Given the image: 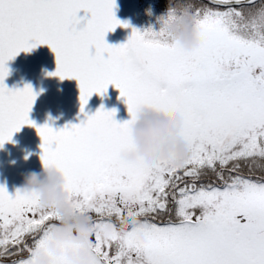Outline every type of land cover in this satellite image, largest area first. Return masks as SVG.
<instances>
[{"label":"snow or ice","instance_id":"6c2138e0","mask_svg":"<svg viewBox=\"0 0 264 264\" xmlns=\"http://www.w3.org/2000/svg\"><path fill=\"white\" fill-rule=\"evenodd\" d=\"M212 4L221 6L196 4L204 35L195 42L133 27L111 44L105 33L127 26L115 0H0V146L22 125L36 127L43 165L61 172L69 203L97 224L96 255L79 264H264V175L252 171L264 169V0ZM37 44L55 53L48 75L78 81L79 122L36 124L29 111L38 93L4 82L6 62ZM109 84L128 119L103 105L85 111ZM149 100L183 113L190 154L182 163L125 150L139 139L128 126ZM129 208L138 221L124 219ZM59 218L34 194L0 184V255L23 253L0 264H30Z\"/></svg>","mask_w":264,"mask_h":264},{"label":"clouds","instance_id":"9594fccd","mask_svg":"<svg viewBox=\"0 0 264 264\" xmlns=\"http://www.w3.org/2000/svg\"><path fill=\"white\" fill-rule=\"evenodd\" d=\"M160 19V29L169 39L182 34L195 42L204 35L198 7L192 0H169ZM183 119L179 109L149 100L128 126L129 137L138 135L139 139L126 144L125 150L142 153L150 149L158 157L173 158L176 163H182L190 154L189 144L180 134ZM63 184V175L52 166L43 165L41 172L30 171L24 175L20 188L34 194L41 207L53 208L60 214L59 222L51 229L42 251L33 254L30 264H53V258L56 257H62L65 264H79L81 257L92 258L96 255L97 224L87 214L74 210ZM124 219L136 222L139 217L133 208H129ZM120 220L119 216L111 218L114 226Z\"/></svg>","mask_w":264,"mask_h":264},{"label":"rangeland","instance_id":"374dc122","mask_svg":"<svg viewBox=\"0 0 264 264\" xmlns=\"http://www.w3.org/2000/svg\"><path fill=\"white\" fill-rule=\"evenodd\" d=\"M115 5L116 17L126 21L127 26L117 24L114 29L105 33V40L111 44L126 41L133 27L159 31L162 23L161 14L166 11L160 12L150 8L152 10L144 15V23L136 24L132 19L134 0H115ZM79 14H84L83 9ZM6 63L8 74L4 82L10 83L9 88H22L28 83L33 91L38 93L29 111V119L36 124L47 122L53 128H60L69 122L77 123L83 117L76 78L61 79L55 75H48L56 67L55 53L48 44H37L28 51L21 50ZM101 105L105 109H115L113 118L117 121L126 120L130 116L125 98L120 95L119 88L112 84L107 86L103 94L93 92L84 107L85 111L91 114ZM40 144L41 137L36 127L24 124L13 133L11 140L0 146V184L5 185L10 194H14L21 186L26 173L42 171ZM21 255L23 253H17L15 256L0 255V260L18 259Z\"/></svg>","mask_w":264,"mask_h":264},{"label":"trees","instance_id":"16d2710c","mask_svg":"<svg viewBox=\"0 0 264 264\" xmlns=\"http://www.w3.org/2000/svg\"><path fill=\"white\" fill-rule=\"evenodd\" d=\"M137 1L139 3H137ZM192 2L195 4H200V5L208 4L202 0H192ZM168 4H169V2L167 0H155V1L154 0H134V9L132 12L133 22L135 21L136 24H138V23L143 24L144 20H145L144 15H147L146 12H148L149 10H152V9H155V10L160 11V12H164V10L167 9ZM209 5L214 6L211 4H209ZM150 8H152V9H150ZM139 30L142 31V28ZM6 85L9 86L10 83H6ZM244 171L248 172L249 169L247 167H245ZM252 171H253V173H260V175H264V169L253 166ZM213 178L214 177L211 173V170L209 169L208 175L204 179L207 182V180L213 179Z\"/></svg>","mask_w":264,"mask_h":264},{"label":"water","instance_id":"95a60500","mask_svg":"<svg viewBox=\"0 0 264 264\" xmlns=\"http://www.w3.org/2000/svg\"><path fill=\"white\" fill-rule=\"evenodd\" d=\"M204 1H206V2H208V3H210V4H212V0H204ZM218 6H221V5H218Z\"/></svg>","mask_w":264,"mask_h":264}]
</instances>
